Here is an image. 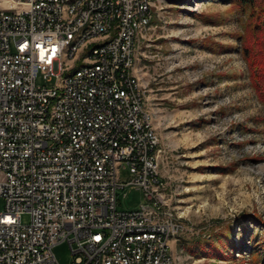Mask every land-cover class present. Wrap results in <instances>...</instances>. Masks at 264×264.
Wrapping results in <instances>:
<instances>
[{
    "label": "built area",
    "instance_id": "obj_1",
    "mask_svg": "<svg viewBox=\"0 0 264 264\" xmlns=\"http://www.w3.org/2000/svg\"><path fill=\"white\" fill-rule=\"evenodd\" d=\"M157 3L0 0V264H59L63 243L68 264H179L184 220L135 72ZM125 187L146 203L117 211Z\"/></svg>",
    "mask_w": 264,
    "mask_h": 264
},
{
    "label": "rangeland",
    "instance_id": "obj_2",
    "mask_svg": "<svg viewBox=\"0 0 264 264\" xmlns=\"http://www.w3.org/2000/svg\"><path fill=\"white\" fill-rule=\"evenodd\" d=\"M157 7L135 72L163 151L165 194L184 220L172 254L179 264H264V105L243 56L248 13L231 0H158ZM128 180L120 173L121 184ZM145 203L132 187L116 191L119 212ZM52 251L59 264L72 260L66 243Z\"/></svg>",
    "mask_w": 264,
    "mask_h": 264
},
{
    "label": "trees",
    "instance_id": "obj_3",
    "mask_svg": "<svg viewBox=\"0 0 264 264\" xmlns=\"http://www.w3.org/2000/svg\"><path fill=\"white\" fill-rule=\"evenodd\" d=\"M243 13H248L242 50L250 85L264 105V0H231ZM230 253L233 251L229 244ZM264 251V250H263ZM263 261H264V252Z\"/></svg>",
    "mask_w": 264,
    "mask_h": 264
}]
</instances>
